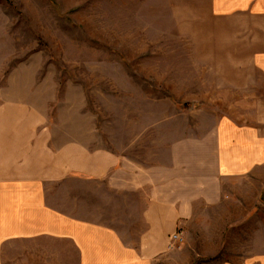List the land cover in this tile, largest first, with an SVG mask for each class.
I'll return each mask as SVG.
<instances>
[{
	"label": "crops",
	"instance_id": "0c3cea01",
	"mask_svg": "<svg viewBox=\"0 0 264 264\" xmlns=\"http://www.w3.org/2000/svg\"><path fill=\"white\" fill-rule=\"evenodd\" d=\"M209 5L264 22V0ZM249 26L241 42L264 77V23ZM201 121L117 153L60 141L42 111L4 101L0 264H264V126ZM179 228L184 245L168 251Z\"/></svg>",
	"mask_w": 264,
	"mask_h": 264
},
{
	"label": "rangeland",
	"instance_id": "374dc122",
	"mask_svg": "<svg viewBox=\"0 0 264 264\" xmlns=\"http://www.w3.org/2000/svg\"><path fill=\"white\" fill-rule=\"evenodd\" d=\"M252 23L209 0H0V105L27 102L60 141L117 153L206 115L261 127V58L241 42Z\"/></svg>",
	"mask_w": 264,
	"mask_h": 264
},
{
	"label": "built area",
	"instance_id": "2783aa9c",
	"mask_svg": "<svg viewBox=\"0 0 264 264\" xmlns=\"http://www.w3.org/2000/svg\"><path fill=\"white\" fill-rule=\"evenodd\" d=\"M184 244V233L179 228L168 237L167 250L175 251Z\"/></svg>",
	"mask_w": 264,
	"mask_h": 264
}]
</instances>
